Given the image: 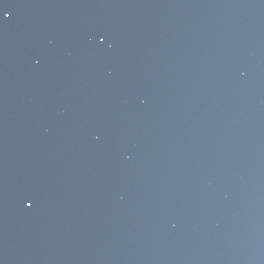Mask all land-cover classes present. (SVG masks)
Instances as JSON below:
<instances>
[{
	"label": "snow or ice",
	"instance_id": "6c2138e0",
	"mask_svg": "<svg viewBox=\"0 0 264 264\" xmlns=\"http://www.w3.org/2000/svg\"><path fill=\"white\" fill-rule=\"evenodd\" d=\"M6 13V12H5Z\"/></svg>",
	"mask_w": 264,
	"mask_h": 264
}]
</instances>
